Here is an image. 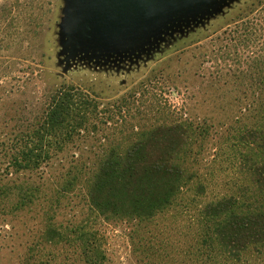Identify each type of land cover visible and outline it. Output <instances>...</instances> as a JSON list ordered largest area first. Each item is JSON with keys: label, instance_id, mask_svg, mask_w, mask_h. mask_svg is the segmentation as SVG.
<instances>
[{"label": "rangeland", "instance_id": "obj_1", "mask_svg": "<svg viewBox=\"0 0 264 264\" xmlns=\"http://www.w3.org/2000/svg\"><path fill=\"white\" fill-rule=\"evenodd\" d=\"M79 6L0 0V264H264V247L237 258L210 245L193 201L203 177L209 195L234 191L227 147L264 124V0H176L144 38L109 43L84 36ZM64 85L91 93L107 123L13 169L14 144ZM176 117L193 129L184 158L199 176L175 204L146 219L96 209L88 171L104 137L129 145L133 129Z\"/></svg>", "mask_w": 264, "mask_h": 264}, {"label": "trees", "instance_id": "obj_2", "mask_svg": "<svg viewBox=\"0 0 264 264\" xmlns=\"http://www.w3.org/2000/svg\"><path fill=\"white\" fill-rule=\"evenodd\" d=\"M99 105L84 89L62 86L34 127L14 144L11 167L38 168L50 160L54 149H62L76 136L99 132L108 120ZM140 129H133L136 139L129 145L110 143L108 136L99 144L88 171L87 196L96 209L153 218L174 205L199 176L184 158L193 129L179 117L151 130ZM227 150L224 172L232 176L234 191L209 195L208 179L203 177L198 185L202 192L193 201L200 204L208 224L206 241L239 258L249 248L264 247V124L240 131Z\"/></svg>", "mask_w": 264, "mask_h": 264}, {"label": "water", "instance_id": "obj_3", "mask_svg": "<svg viewBox=\"0 0 264 264\" xmlns=\"http://www.w3.org/2000/svg\"><path fill=\"white\" fill-rule=\"evenodd\" d=\"M174 1L80 0V24H83L84 36H90L93 31L105 43L117 41L132 31L144 38L149 24L158 22Z\"/></svg>", "mask_w": 264, "mask_h": 264}]
</instances>
